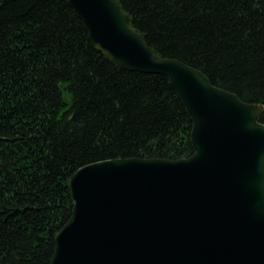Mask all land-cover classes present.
I'll use <instances>...</instances> for the list:
<instances>
[{
    "label": "trees",
    "instance_id": "trees-1",
    "mask_svg": "<svg viewBox=\"0 0 264 264\" xmlns=\"http://www.w3.org/2000/svg\"><path fill=\"white\" fill-rule=\"evenodd\" d=\"M119 1L156 55L264 106V0ZM192 129L169 80L119 70L68 0H0V264H51L79 169L190 158Z\"/></svg>",
    "mask_w": 264,
    "mask_h": 264
},
{
    "label": "water",
    "instance_id": "water-1",
    "mask_svg": "<svg viewBox=\"0 0 264 264\" xmlns=\"http://www.w3.org/2000/svg\"><path fill=\"white\" fill-rule=\"evenodd\" d=\"M119 70L166 77L193 122L194 155L87 165L51 264H264V106L163 58L119 0H68Z\"/></svg>",
    "mask_w": 264,
    "mask_h": 264
}]
</instances>
